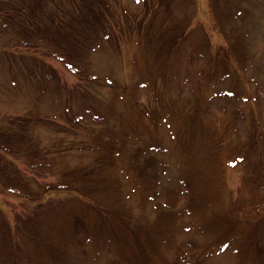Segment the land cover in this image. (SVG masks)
Returning <instances> with one entry per match:
<instances>
[{"label":"rangeland","instance_id":"obj_1","mask_svg":"<svg viewBox=\"0 0 264 264\" xmlns=\"http://www.w3.org/2000/svg\"><path fill=\"white\" fill-rule=\"evenodd\" d=\"M159 1L166 0H109L111 7L105 11L109 17L108 25L98 46L78 55L87 63V71L98 76L94 80L89 79L86 73L74 72L59 56L45 52L42 47H23V43H18L19 37L12 25L6 27L0 20L1 123L6 122L8 118L4 117L7 115L30 114L32 111V117L38 118L35 134L42 145L53 148L62 138L70 143L76 140L87 144L99 126L95 115H106L110 106L114 108L112 123L120 127L119 130L113 128L110 134L121 132L126 127L138 137L145 133L149 139H140L139 144L142 145L141 140H149L153 145L145 146L147 151L140 157H148L150 161L160 159L164 166L162 180H155L158 181V195L151 201H147L148 190L138 180L136 171L129 170L133 152L124 157L120 154L116 165L112 162L104 167H95L103 174L102 178H107L100 182L98 188L101 189V199L112 203L117 212L126 213L134 222L143 224L136 229V237L130 235L131 229L120 217L113 220L112 229L108 226L91 229V234L99 237L96 243L89 235L82 234L83 241L75 236L68 239V246H63L59 243V235L69 236L75 230L64 228L65 218L58 223L48 216L47 209L59 198L58 194L33 203L23 197L0 192V232L11 231L14 234L12 241L22 246L16 248L18 257L23 256V246L29 252L38 249L37 254L47 252L41 251L44 248L38 241L27 239L23 243V232L19 230L23 219L35 205H39L40 212L37 219L31 220L32 224L40 236L47 238L49 246L46 249L53 252L42 262L38 259L37 264H160L174 259L186 249L185 246L171 248L176 240L184 244L190 236L201 238L199 232L192 229L200 230V226L208 223L210 227V223L217 224L218 217L208 219L210 213H215L208 209L217 207L220 197L226 206V202L233 198L248 203L256 194L254 183L247 180L242 158L249 155L251 162L262 159L264 170V0H172L168 10L161 7ZM58 4L66 11L76 8L73 0L50 1L49 8ZM163 5L169 4L164 2ZM158 14L161 17H157ZM3 17L2 14V20ZM220 21H223L222 27L215 25ZM177 29H183L184 34L174 44L170 42V54L163 60L164 55L159 53H163L159 43L162 38L157 34L166 31L172 35ZM239 38L247 44L243 63L234 53L227 64V72L231 75L222 82L211 83V69L215 66H210L209 61L217 51L224 52L226 48L225 55L234 51ZM218 57L217 54L216 59ZM162 60L169 66L167 75L170 83L165 86L159 81L157 88L160 90L155 93L157 102L146 87L133 95L128 93L143 108L152 109L158 105L152 125L149 118L140 115L143 110L136 105L129 106L126 92L135 87L139 79L154 81L155 73L151 70ZM112 76L118 85L126 87L125 90L118 87L124 99L116 100L113 106L111 100L116 87L104 82L106 77ZM74 113L81 114L83 120L79 123L73 121L71 115ZM210 133L215 135L218 160L211 159L214 139L209 137ZM105 139L113 141L111 136ZM120 142L123 153L133 150L132 140ZM78 144L75 143L65 156L73 162L84 157L87 167L92 166L93 154L78 151ZM59 152L51 155L57 157ZM218 162L221 166L211 169L218 166ZM177 174L185 181L192 208L197 209L185 211L186 214L178 218L176 214L173 217L164 211L168 207L165 203L169 202L164 194L165 186L171 185L174 179L176 181ZM56 177L32 176L31 188L41 192L43 181ZM181 195L175 212L182 210L185 202L184 194ZM255 206L258 208L251 213H247L245 208L244 215L264 213V200ZM145 226L151 229L147 233ZM115 229L117 233L123 232V239L118 237ZM211 231L212 240L219 237V227H212ZM6 249L5 246L1 248L0 254L3 255L1 251ZM56 251H62L66 259H59L54 255ZM196 253H200L199 249ZM212 261L213 264H246L235 249V242L224 250L216 251Z\"/></svg>","mask_w":264,"mask_h":264},{"label":"trees","instance_id":"obj_2","mask_svg":"<svg viewBox=\"0 0 264 264\" xmlns=\"http://www.w3.org/2000/svg\"><path fill=\"white\" fill-rule=\"evenodd\" d=\"M50 1L54 2V0H0L1 24L6 27L12 25L13 29L17 31V37H19L18 43H23V47H28L29 49L32 47H42L45 52L59 56L74 72L80 75L86 73L89 79H97L98 76L96 74L87 71V63L83 62L78 55L83 51H93L98 46L100 36L108 25L109 17L105 11L110 9L111 3H109V0H73L76 8H73L72 11H66L67 9L61 7L62 5L60 4L55 8L53 6L49 8ZM164 2H167L169 5H163ZM171 2L172 0L159 1V5L167 7L168 10ZM222 12L224 13V11ZM2 14L4 15V21L2 20ZM230 14L236 17L233 12ZM157 17L161 16L158 14ZM160 22L162 24V20ZM222 23L223 21H220L219 24L215 23V25H221L222 27ZM165 32L157 34L162 38L159 43H161L160 50L163 53L160 51L159 53L164 55L163 60L170 54L168 53V50L171 49L170 42L174 44L184 34L183 29H177L172 35L171 32L170 34ZM246 46L247 44L239 38L234 51H228L226 55L224 54L226 48L224 52L217 51L216 56L218 54L219 57L216 59V56H214L213 60L209 61L210 66H215L211 69V83L222 82L226 76L231 75V72H227V64L234 55L237 57V60L243 63L247 51ZM163 60L159 62L156 68L151 70L155 73L154 81H148L147 79L137 80L135 87L128 89L129 91L126 90L127 95L129 92L133 95L137 90L146 87L153 95V100L157 102L155 93L160 90L157 88L159 81L165 84V86L170 83V78L167 75L169 66L166 65L167 63L164 64L165 61ZM237 74L239 76V73ZM112 77H106L104 82H107L109 86L116 87L113 88L115 89V95L111 100L113 106L116 100L124 99L122 91L118 87L120 86L124 90L126 87L124 88V85L120 83L118 85V82L114 77L113 80ZM132 95H128L127 102L129 106L136 105L143 110L144 113H137L144 118H149L153 125L158 105L152 109H148L145 106L143 108L139 103L135 102L136 100H134ZM108 108L109 112L106 115H95L99 126L96 133L93 132L91 135L92 139L87 144L76 140L70 143L67 139L62 138L57 140L58 142L53 145V148L42 145L41 140L35 134L36 119L38 118L32 117V111H30V114L7 115L4 117L8 118L6 122H0V192L23 197V199L33 203H40L49 196L58 194L59 198L47 209V212H49L48 216L50 215L54 220H58V223H62V219L65 218L63 222L64 228L75 230V232L69 234L71 237L63 234L59 235V243L63 244V246H68V239L71 240L75 236L79 239L81 238V241H83L82 234L86 237L89 235L96 243L99 237H96L98 235L91 234V229L96 230L97 226H108V229H112L113 220L120 219V217H122L121 220L124 224L131 229L130 235L132 237L137 236L135 231L138 227H143V224L134 222L128 214H121L119 211L118 213L112 203H105L101 199L99 193L101 189L98 188L100 187V182L107 178H102L103 174L95 170L96 165L104 167L105 164L112 162L116 165L117 157L120 154L124 157L133 152L130 154L131 163L129 164V170L133 173L136 171L138 180L142 181L144 188L148 190L147 201L155 200L156 194L158 195L156 191L158 181L155 182V180H162V174L164 173L162 167L164 166L160 159L155 161L152 159L150 161L148 157H140V155L144 156V152L147 151L146 147L153 145V141L141 140L142 145H140L138 142L140 139L149 138L145 136V133H142L143 136L141 137L135 136L129 132V127H126L121 132L115 131L114 134H110L113 128L119 130L120 127L117 125L116 127L112 123L114 108L110 106ZM83 118L79 113L71 115V119L78 123ZM141 122H143V119ZM162 123L164 124L165 122ZM146 127L149 128V124ZM106 136H111V140L113 141L109 142L108 139L106 140ZM117 137H122V139H117ZM209 137L214 139L211 159L218 160L220 157L219 154H216L215 135L210 133ZM129 139L132 140L131 144H133L134 148L123 153V148L119 141L128 142ZM75 143H79L77 146L78 151H89L87 155L89 153L93 154L94 162L92 166L87 167V161L84 157H82V160L73 162L72 159H68L65 156V154H69L67 151L73 149ZM57 152H59L57 157L54 154L51 155ZM261 163L262 159L251 162L249 155L242 158V166L247 172V180L252 181L257 189L255 190L256 194L251 196V200L248 203L239 202L237 198H233L231 202L229 200V202H226V206H224L222 204L224 200L219 196L218 206L209 207L208 210L215 213H210L208 219L218 217L216 218L217 224L210 223V225L213 228L219 227V237L212 240L214 236L209 223L207 226H200V230L192 229L198 231L202 237L200 238L197 235L190 236L184 241V244L176 240L171 245V248L179 249L185 246L186 249L174 259L167 260L166 262L161 261L160 264H213V254L216 251L226 249L230 243L233 244L234 242L235 249L241 255L243 262L246 261V264H264V213H256L255 215H258V217L249 214L245 216L243 213L245 208H247V213L255 211L258 206L254 207V205L264 200V170ZM220 166L221 163L218 162V166H213L211 169H216ZM38 175H46L49 178L51 175L57 177L53 180H44L42 184L43 189L39 192V190H33L30 185V178ZM176 178V181L175 179L172 180L171 185L165 186L167 190H165L164 194L169 199V202L165 203V206L168 207L164 208V211L170 215L176 214L178 218L181 214L196 211L197 209L192 208L194 206L190 202V194L185 189V181L181 180L179 174L176 175ZM171 179L173 178L171 177ZM180 184L183 186L180 187ZM145 189L144 192L147 193ZM181 194H184L186 199L182 210L175 212L174 210L178 206V199L182 197ZM39 212V205H35L31 213L23 219V224L19 226V230L23 232V243L27 239H31L33 242L38 241L40 247L44 248L41 251L47 252L37 254L38 249H35V252H29L23 246V256L18 257V249L22 248V246L12 241L14 234L11 231L8 233L0 232V249H3L4 246L7 248L5 252L1 251L4 256L0 254V264H37L38 259H41L42 262L46 256L53 253L46 249L49 246L47 238L40 236L39 230L32 224V221L39 217ZM164 213L161 215L162 217ZM161 216L159 217L161 218ZM53 219L49 220L52 221ZM148 228V226H145L146 233L151 230H148ZM154 230L153 225V232ZM108 231L111 232V230ZM97 232L99 231L97 230ZM122 233L121 231L117 233L121 239L124 238ZM146 236L150 238V235ZM129 240L132 241L133 239ZM223 244L225 245L222 246ZM117 245L122 246L121 244ZM196 248L199 249L200 253H196ZM54 255H58V258L61 260L66 259L62 251L54 253ZM112 264L120 263L115 262ZM137 264L141 263L137 262Z\"/></svg>","mask_w":264,"mask_h":264}]
</instances>
